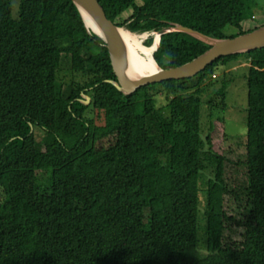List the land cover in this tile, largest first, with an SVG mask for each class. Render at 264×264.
<instances>
[{"label": "trees", "instance_id": "obj_1", "mask_svg": "<svg viewBox=\"0 0 264 264\" xmlns=\"http://www.w3.org/2000/svg\"><path fill=\"white\" fill-rule=\"evenodd\" d=\"M98 2L131 32L173 23L213 38L251 31L241 22L264 8V0ZM11 12L12 0H0V264H264V47L123 94L105 81L115 79L105 42L86 29L72 0H20L17 17ZM227 25L238 33L226 36ZM208 48L187 33L167 32L149 63L178 66ZM62 54L72 71L89 76L66 91L58 79ZM240 57L248 61L244 204L224 177L232 150L225 81L215 92L220 103L207 101L204 136L200 122L201 83L218 64ZM160 94L166 115L156 106ZM88 108L96 117L86 116ZM203 171L211 175L200 241ZM228 196L245 207L242 218L226 212ZM231 224L241 229L239 242L224 239Z\"/></svg>", "mask_w": 264, "mask_h": 264}, {"label": "rangeland", "instance_id": "obj_2", "mask_svg": "<svg viewBox=\"0 0 264 264\" xmlns=\"http://www.w3.org/2000/svg\"><path fill=\"white\" fill-rule=\"evenodd\" d=\"M20 0H12V17L16 18L18 14V6ZM139 2V0H137ZM254 17L247 18L243 20L240 24V28L243 31L253 30L254 28L263 25L264 23V8L257 9ZM132 9L128 8L125 10L118 18L119 23L125 21L131 14ZM84 18V15H83ZM126 29L125 26H121ZM238 29L233 26L227 25L223 32L226 36H230L238 33ZM139 33V32H137ZM147 37L144 40V44L150 45L153 42L154 32L148 31ZM152 41L150 42L149 40ZM154 52V51H153ZM153 55V53H152ZM153 64V63H152ZM248 61L244 57H240L236 60L230 61L228 64H218L213 72L209 74L204 81L201 83L204 91L201 94L203 105L200 122L202 124V136L208 130L209 118L208 105L207 101L213 100L216 103H220L221 96L215 95V92L222 86L223 81H225V97L224 101L226 107L224 109L223 115L225 119V132L231 142L232 150L228 151L225 154L224 161V177L229 186V188L235 190L238 194V198H242L243 194L241 193V188L244 186L246 177H245V168L243 166V144L246 138V107H247V84H246V73H247ZM154 67V65H153ZM155 68V67H154ZM88 75L81 74L80 72H74L70 67V60L64 54L61 55L60 67L58 71V79L61 83V88L66 91L68 86L72 82L83 83L88 79ZM195 80H191L188 83L190 87L188 91L195 89L194 84ZM86 95V94H85ZM88 96V95H87ZM156 106L164 115L168 113L166 100L163 95H156ZM85 104V102H83ZM90 101L88 102V104ZM87 105V104H86ZM87 117H96V113L92 108L87 109ZM97 122H101V118L96 119ZM38 140L43 136L41 130L37 131ZM42 140V139H41ZM208 171H203L199 178V214H198V224L200 232V241L203 240V234L201 226H204L203 217L201 213L204 210L205 204V194L204 190L206 187V180L210 177ZM229 197V198H228ZM225 200V210L228 214H234L237 218H242L246 213L245 207L241 204V201H236L233 197L228 196ZM2 198V190L0 188V199ZM225 240H233L239 242L241 240V229L236 225L231 224L230 228L225 230L224 234Z\"/></svg>", "mask_w": 264, "mask_h": 264}, {"label": "water", "instance_id": "obj_3", "mask_svg": "<svg viewBox=\"0 0 264 264\" xmlns=\"http://www.w3.org/2000/svg\"><path fill=\"white\" fill-rule=\"evenodd\" d=\"M72 2L80 12L83 21L84 18L82 12L84 11L94 20L98 26L100 33L94 32V34L99 36L105 42L112 71L115 75V79H106L105 81L111 83L118 91L122 92L123 94H131L142 86L163 80L193 77L199 71L203 70L207 65L222 56L247 52L256 48L264 47V24L254 28L249 32L238 34L233 37L213 38L190 27L172 23L154 32L157 36V39L161 34L171 31H180L208 44L209 48L181 65L169 68L159 67V70L152 74L136 79H130L122 68L124 44L118 31L119 26H117L114 21L110 20L106 16L98 0H72ZM157 48L158 42L155 50ZM81 96L82 98L80 100L85 102V104H88L90 97L83 93H81ZM30 131H32V127Z\"/></svg>", "mask_w": 264, "mask_h": 264}, {"label": "bare ground", "instance_id": "obj_4", "mask_svg": "<svg viewBox=\"0 0 264 264\" xmlns=\"http://www.w3.org/2000/svg\"><path fill=\"white\" fill-rule=\"evenodd\" d=\"M82 15H84V22L87 29L92 33H100L94 20L84 11ZM118 31L124 44L122 68L130 79L140 78L159 70L158 67L154 68L149 63L153 45L155 50L158 42L155 33L153 34V42L150 45H146L144 44V40L148 35L147 32H131L120 26Z\"/></svg>", "mask_w": 264, "mask_h": 264}]
</instances>
